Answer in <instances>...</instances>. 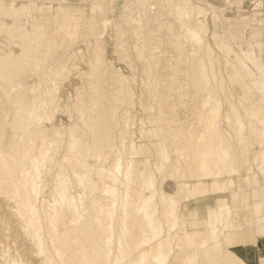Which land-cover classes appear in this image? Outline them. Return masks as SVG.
<instances>
[{
	"label": "bare ground",
	"instance_id": "bare-ground-1",
	"mask_svg": "<svg viewBox=\"0 0 264 264\" xmlns=\"http://www.w3.org/2000/svg\"><path fill=\"white\" fill-rule=\"evenodd\" d=\"M204 2L0 0V264H210L264 232V84Z\"/></svg>",
	"mask_w": 264,
	"mask_h": 264
},
{
	"label": "crops",
	"instance_id": "crops-1",
	"mask_svg": "<svg viewBox=\"0 0 264 264\" xmlns=\"http://www.w3.org/2000/svg\"><path fill=\"white\" fill-rule=\"evenodd\" d=\"M204 1L208 0H198L199 3L205 4ZM223 4L226 6L225 10V18L229 19L228 23L224 25V31H230L229 28L231 26L230 36L235 39L234 48L240 55L246 60V31L242 35L234 33L233 30L241 29L243 27L246 28V8L244 4V0H222ZM242 13H241V12ZM244 12V13H243ZM234 15L238 16V18ZM256 32L257 31H253ZM251 33V37L254 38V33ZM261 41H254L255 45L253 47L255 54V62L261 67L264 66V44L261 45ZM229 201V200H227ZM234 208L233 204H231ZM222 206V205H221ZM229 206V204H228ZM225 207V206H224ZM243 209L246 210L247 207L242 205ZM219 207L218 209H220ZM223 215L226 213L225 209L222 210ZM238 227L234 229H227L224 232H220L218 236H216L215 242L206 246V254L208 255V260L210 264H233L234 259H239L243 261V264H246V246H251L252 244H256L255 248V263L254 264H264V232L259 233L258 226L260 223L251 220L246 215V223L241 224L238 223Z\"/></svg>",
	"mask_w": 264,
	"mask_h": 264
},
{
	"label": "rangeland",
	"instance_id": "rangeland-1",
	"mask_svg": "<svg viewBox=\"0 0 264 264\" xmlns=\"http://www.w3.org/2000/svg\"><path fill=\"white\" fill-rule=\"evenodd\" d=\"M244 1H245L244 4H245V8H246V28L243 27L241 29L233 30V32L235 31L236 34L242 35L246 31V72L248 74H251V75H253V74L255 75V73H260V76L262 77V81L264 84V66L261 65V67H259L256 64L255 59H254L255 58V54H254L255 50L253 49V47L255 45H257L254 43V41L262 40L261 45L263 46V44H264V0H244ZM151 11H153L155 18H161L163 16V15H161V13L157 7H153V9ZM233 16H234V18L235 17L238 18L240 15L236 16L233 14ZM18 18H22V15H18ZM6 21H7L8 25L14 26V23L10 18H7ZM218 21H219L218 24L221 27H223L226 24V23H224V17L222 16L221 9L219 10L218 18L213 19V22H211V23H217ZM228 21H229V19H228ZM231 29L232 28L230 26L229 32L227 30L226 31L223 30L222 31L223 36H225V37L230 36ZM253 31H257V33L253 32ZM252 32L254 33V38L251 37ZM218 38H221V37H218ZM227 40H229V39H227ZM16 50H21V44L20 45H19V43L17 44ZM77 58L79 59V56ZM223 59L225 62L223 64V66H224L225 64H227L228 61L225 60L226 59L225 57ZM227 60H228V58H227ZM83 62H85V61H83ZM84 66H86V65H84ZM225 72H226V69H225L224 73ZM78 84H80V83L78 82ZM65 99H66V97H65ZM246 104H248V101H246ZM72 113L75 115V117L78 115V113L76 111H72ZM255 248H256L255 243L252 244L251 246H246V257H248V259H246V264H254L255 263V257H256L255 256Z\"/></svg>",
	"mask_w": 264,
	"mask_h": 264
},
{
	"label": "snow or ice",
	"instance_id": "snow-or-ice-1",
	"mask_svg": "<svg viewBox=\"0 0 264 264\" xmlns=\"http://www.w3.org/2000/svg\"><path fill=\"white\" fill-rule=\"evenodd\" d=\"M233 264H243V261H241L239 259H234Z\"/></svg>",
	"mask_w": 264,
	"mask_h": 264
}]
</instances>
